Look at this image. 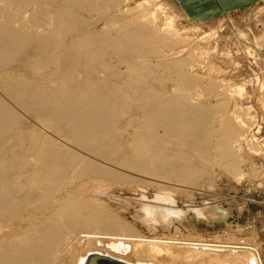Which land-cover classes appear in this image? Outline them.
Wrapping results in <instances>:
<instances>
[{
    "label": "bare ground",
    "instance_id": "1",
    "mask_svg": "<svg viewBox=\"0 0 264 264\" xmlns=\"http://www.w3.org/2000/svg\"><path fill=\"white\" fill-rule=\"evenodd\" d=\"M94 3L0 0V264H78L91 252L133 264H263L253 242H205L173 234L176 224L169 235L153 233L186 215L172 191L203 175L196 159L208 157L212 108L155 92L144 62L115 70L108 57L122 63L161 39L145 17L109 28L105 9L96 29L75 11L100 12ZM165 67L180 90L197 85L182 61ZM235 124L222 117L214 150L229 172L237 170ZM139 183L158 188L139 204L149 236L100 203L110 186ZM77 251L85 252L73 261Z\"/></svg>",
    "mask_w": 264,
    "mask_h": 264
},
{
    "label": "rangeland",
    "instance_id": "2",
    "mask_svg": "<svg viewBox=\"0 0 264 264\" xmlns=\"http://www.w3.org/2000/svg\"><path fill=\"white\" fill-rule=\"evenodd\" d=\"M93 1L100 12L75 9L85 23L99 29L104 12L113 19L109 27L113 29L120 22L130 26L132 21L145 17L149 20L145 19L143 25L149 23V32L161 39L126 56L122 63L108 57L107 62L115 70L124 71L126 63L144 62L149 71H154L155 84L150 86L156 87L155 92L162 96L185 95L195 105L212 108L205 130L208 157L203 164L201 158L196 159L203 175L189 184L191 188L172 191L174 207L186 210V215L168 225L156 224L153 233L169 235L176 224L180 231L173 234L185 236L189 232L205 242H226L223 235L247 244L253 242L264 264V0L223 10L220 16L202 22L186 18L173 0ZM174 60L184 63L185 72L197 79L196 86L180 90L175 76L165 69V63ZM222 117L237 121L235 140L240 139L232 144L237 170L230 172L223 162H217L214 152ZM138 185L143 189L110 186L108 196L100 197V203L132 230L149 236L152 233L139 219V204H149L158 188L150 183ZM142 193L147 197L144 202ZM218 208L222 212L216 211ZM193 209L198 212L193 213ZM81 252L85 251H77L73 261ZM128 259L143 260L132 256Z\"/></svg>",
    "mask_w": 264,
    "mask_h": 264
},
{
    "label": "crops",
    "instance_id": "3",
    "mask_svg": "<svg viewBox=\"0 0 264 264\" xmlns=\"http://www.w3.org/2000/svg\"><path fill=\"white\" fill-rule=\"evenodd\" d=\"M186 18L195 22L220 16L223 10L234 9L252 0H173Z\"/></svg>",
    "mask_w": 264,
    "mask_h": 264
},
{
    "label": "water",
    "instance_id": "4",
    "mask_svg": "<svg viewBox=\"0 0 264 264\" xmlns=\"http://www.w3.org/2000/svg\"><path fill=\"white\" fill-rule=\"evenodd\" d=\"M78 264H133V263H129L122 259L111 257L107 254L91 252V253L85 254V256L79 261Z\"/></svg>",
    "mask_w": 264,
    "mask_h": 264
}]
</instances>
